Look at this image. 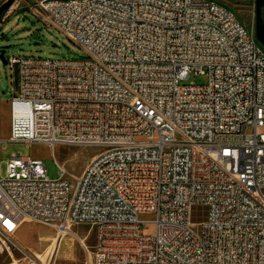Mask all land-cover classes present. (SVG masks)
I'll use <instances>...</instances> for the list:
<instances>
[{
	"label": "built area",
	"instance_id": "obj_1",
	"mask_svg": "<svg viewBox=\"0 0 264 264\" xmlns=\"http://www.w3.org/2000/svg\"><path fill=\"white\" fill-rule=\"evenodd\" d=\"M32 11L86 57L7 59L18 84L10 141L103 151L78 175L56 160L55 178L43 159L13 154L0 251L31 259L14 236L31 219L87 225L91 264H264L255 33L216 0H34Z\"/></svg>",
	"mask_w": 264,
	"mask_h": 264
},
{
	"label": "rangeland",
	"instance_id": "obj_2",
	"mask_svg": "<svg viewBox=\"0 0 264 264\" xmlns=\"http://www.w3.org/2000/svg\"><path fill=\"white\" fill-rule=\"evenodd\" d=\"M6 0H0V6ZM229 7L243 22L250 32L255 33V0H216ZM34 0H14L8 9L5 19L0 24V53L5 50V56L68 58L80 59L86 57L84 51L78 48L56 28L49 27L32 11ZM5 14V15H6ZM3 21V22H2ZM15 69L4 64L0 58V96L11 98L18 93ZM206 78L199 76L198 83H204ZM15 91V92H14ZM3 115L0 116V123ZM0 176L6 174L8 159L15 153L23 156L38 157L44 160L48 175L52 178L59 176L57 161L63 164L71 174H80L91 159L101 151L99 145L56 144L54 148L45 143L27 144L13 142L9 138L0 140ZM145 220H152L153 215H144ZM151 226L146 232H153ZM89 231L85 224H72L61 228L42 221L25 219L15 232V238L28 250L33 258V264L54 257L56 264H91L92 248L95 243L94 232ZM89 234L86 245L89 254L82 245L79 237ZM59 236V239L57 238ZM65 237L61 246V239ZM58 239V240H57ZM53 242V243H52ZM68 248V249H67ZM65 249V251H64ZM42 255L41 260L36 259ZM30 260L18 250L0 251V264H31Z\"/></svg>",
	"mask_w": 264,
	"mask_h": 264
},
{
	"label": "water",
	"instance_id": "obj_3",
	"mask_svg": "<svg viewBox=\"0 0 264 264\" xmlns=\"http://www.w3.org/2000/svg\"><path fill=\"white\" fill-rule=\"evenodd\" d=\"M14 0H6L0 6V18L4 11H7L13 4ZM264 0H255V12H256V22H255V36L258 41L264 46ZM0 58L7 64V58L5 56V50L1 51ZM17 80V77H16ZM17 82V81H16Z\"/></svg>",
	"mask_w": 264,
	"mask_h": 264
},
{
	"label": "crops",
	"instance_id": "obj_4",
	"mask_svg": "<svg viewBox=\"0 0 264 264\" xmlns=\"http://www.w3.org/2000/svg\"><path fill=\"white\" fill-rule=\"evenodd\" d=\"M10 99L11 98L0 96V116L3 115V121L0 123V140L10 137V130H11ZM0 149H1V144H0ZM57 238L59 239V236ZM64 239L65 237H62L61 243H60L61 246L63 245Z\"/></svg>",
	"mask_w": 264,
	"mask_h": 264
},
{
	"label": "bare ground",
	"instance_id": "obj_5",
	"mask_svg": "<svg viewBox=\"0 0 264 264\" xmlns=\"http://www.w3.org/2000/svg\"><path fill=\"white\" fill-rule=\"evenodd\" d=\"M63 230H64V228H63ZM30 258L31 259H29L32 263L31 264H33V258L30 256ZM41 258H42V255H40L39 257H38V255H36V259H38V260H41Z\"/></svg>",
	"mask_w": 264,
	"mask_h": 264
},
{
	"label": "trees",
	"instance_id": "obj_6",
	"mask_svg": "<svg viewBox=\"0 0 264 264\" xmlns=\"http://www.w3.org/2000/svg\"><path fill=\"white\" fill-rule=\"evenodd\" d=\"M8 11V10H7ZM7 11H4L1 18H0V22H1V19L3 18V16L6 14Z\"/></svg>",
	"mask_w": 264,
	"mask_h": 264
},
{
	"label": "flooded vegetation",
	"instance_id": "obj_7",
	"mask_svg": "<svg viewBox=\"0 0 264 264\" xmlns=\"http://www.w3.org/2000/svg\"><path fill=\"white\" fill-rule=\"evenodd\" d=\"M264 11V10H263Z\"/></svg>",
	"mask_w": 264,
	"mask_h": 264
}]
</instances>
